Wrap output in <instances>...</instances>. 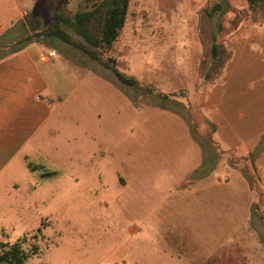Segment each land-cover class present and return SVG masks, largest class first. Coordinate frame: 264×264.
I'll return each instance as SVG.
<instances>
[{"label":"rangeland","instance_id":"374dc122","mask_svg":"<svg viewBox=\"0 0 264 264\" xmlns=\"http://www.w3.org/2000/svg\"><path fill=\"white\" fill-rule=\"evenodd\" d=\"M217 2L218 15L209 17ZM57 5L41 0L29 29H47ZM88 5L68 0L67 8ZM118 40L103 59L155 91L125 86L137 92L130 102L122 89H104L107 81L88 70L85 80L97 86L86 90L87 120L69 122L67 141L26 152L28 162L52 163L61 175H33L26 153L0 173V251L17 245L27 256L24 264H186L183 245H197L205 256L230 244L193 264H264V2L253 7L247 0H130ZM215 42L221 46L218 59L211 55ZM69 46L55 41L63 62L102 68ZM206 70L212 79L205 78ZM260 143L263 150L253 160ZM78 160L95 162L88 179L104 172V186L91 184L90 194L83 184L72 186L69 163ZM212 162L217 171L237 165L250 188L234 171L229 183L194 196L175 189L179 182L184 192L199 185ZM35 176L42 186L32 194ZM120 177L127 182L122 187L115 185ZM15 182L19 196L10 194ZM32 197L39 207L29 204ZM249 201L253 222L240 214ZM45 207L50 215L37 217ZM229 215L230 229L224 223Z\"/></svg>","mask_w":264,"mask_h":264},{"label":"crops","instance_id":"0c3cea01","mask_svg":"<svg viewBox=\"0 0 264 264\" xmlns=\"http://www.w3.org/2000/svg\"><path fill=\"white\" fill-rule=\"evenodd\" d=\"M40 1L41 0H0V35L15 27L19 20L25 21L27 16L33 15L35 9H38L37 5H39ZM218 4L217 2L211 6L209 17L214 18L218 15L220 10L214 13L212 12V9ZM16 29L20 30V27ZM118 43H120V41L117 39L113 46L118 45ZM71 46L72 45L69 46V49H72ZM47 48L56 49L57 47H50L44 43L33 42L14 54H10V50H7L4 52L5 56L0 59V173L10 167L18 157L26 152L43 151L41 148L42 146H56L62 141H67L66 136H68L69 131L64 128L69 126V122L74 121V123H79V119L81 118L82 121L80 124L82 125L83 120H87L85 117L89 115V109L85 106L87 102L84 101L86 90L89 87L97 86L95 82L85 80L88 75V70L94 71L100 78L107 81L101 84L104 89H118L119 91L122 89L130 102H135L137 99V92H129L125 86L130 87V85L124 84V86H122V82L118 80L111 69L104 67L100 63L102 68H91V66L82 67L74 63L71 59H68V62H63V56L60 52L59 56L56 58L42 60L41 55ZM79 52L80 55L83 54L81 51ZM103 68L107 71H111L116 79L107 75L105 70H102ZM173 94L174 92L170 93V95ZM97 119L99 121L103 119L102 112H98ZM210 134L211 133L208 135L211 136ZM93 137L97 138L98 134L93 132ZM72 139H76L74 134ZM100 143L101 142L97 143L98 147H102ZM217 146L221 149L219 145ZM77 148L78 150H76V152H83L85 147ZM23 158L28 170L32 171L31 173L33 175H40L43 180L53 178V176L58 177L62 173L61 168H58L52 163L28 162L27 153L23 155ZM145 163L143 167L147 168ZM212 163H210L209 166V173L196 180H200L199 185H196V187L190 185L188 192H184L183 189L179 188V184L181 183L179 182L175 184V189L179 193H188L194 196L198 192L217 188L218 185H221L223 182L229 183L232 178L231 174L234 171H237L243 183L249 187L247 180L242 176L238 168L237 170L234 169L238 167L237 165H231L225 169L220 168L221 170L217 171L219 170L218 164L216 162ZM94 165L95 162L93 161H71L69 167L73 170H71L69 182L72 186L83 184V186L87 187L85 190L88 194L92 193L91 184L97 183L98 185L101 184L104 186V172H98L96 180L92 179L91 183L90 178L88 179L92 170L95 169ZM214 171L218 172V174L214 175ZM220 176L221 178L224 176L222 178L223 180L219 179ZM33 179L34 181L29 184V188L32 194H36L38 186L41 185L42 182H40L39 178H36V176L33 177ZM84 179H88L89 182L86 180L84 183ZM143 180H146V178H140L137 181L141 182ZM123 182L125 184L127 183L120 177L119 181L115 182V185L122 187ZM19 187V183H13V190H11L10 194L12 196H19L17 193ZM177 191L170 190V194L174 195ZM32 201H35V203H32ZM38 201V198L32 197L29 204H34L36 207H39ZM251 201H249V204L246 206V210H244L243 213L240 212V214H245V217L247 216L246 221L251 220L253 222ZM102 205L103 204L100 203V206ZM49 212L48 207H45L42 212H37L35 214L37 217H40L43 215H50L48 214ZM259 215L261 216L260 212ZM231 217L233 216L229 215V218L224 219V223L229 229L232 224ZM205 223L206 222L202 220V224ZM238 226H241V223ZM132 232H134V230H132ZM241 232L244 231L242 230ZM169 240L168 238V242L170 243L171 241ZM219 246L218 248H213L209 255L201 256L195 250L198 248L197 245H183L182 249L186 264L198 263L201 257L213 256L220 248L230 247V244H219Z\"/></svg>","mask_w":264,"mask_h":264},{"label":"trees","instance_id":"16d2710c","mask_svg":"<svg viewBox=\"0 0 264 264\" xmlns=\"http://www.w3.org/2000/svg\"><path fill=\"white\" fill-rule=\"evenodd\" d=\"M87 1L89 3L87 9L71 11L67 8L68 0H58V5L51 12L49 27L47 29L34 28L31 31L29 26L31 27L36 22L38 11L41 8L40 1L39 5H37L38 9H35L33 15L27 16L25 21L19 20L15 27L0 35V59L5 56L4 52L7 50H10V54H14L33 42H40L50 47H55V41L60 40L76 47L83 54L96 60L104 67L111 69L123 84L154 92L155 88L153 86L143 85L135 77L120 71L116 67V64L111 63L113 62L111 58L105 60L102 56V53L111 49L117 41L126 21L130 0ZM247 1L253 7L259 6L264 2V0ZM220 9V4H218L212 9V12H217ZM17 27H20V30H17ZM21 30L22 33L20 32ZM69 30L74 31L82 40H76ZM220 52L221 46L215 42L211 48V55L214 59H218ZM207 70L205 72V78L212 79L213 72L211 73V71L209 72ZM261 143L256 148V152L252 154L254 157L253 160L263 150ZM26 257L17 245L8 251H0V261H5L9 264H24ZM206 264L211 263L207 262Z\"/></svg>","mask_w":264,"mask_h":264},{"label":"built area","instance_id":"2783aa9c","mask_svg":"<svg viewBox=\"0 0 264 264\" xmlns=\"http://www.w3.org/2000/svg\"><path fill=\"white\" fill-rule=\"evenodd\" d=\"M59 56V53L56 49L47 48L41 55L42 60H48L50 58H56Z\"/></svg>","mask_w":264,"mask_h":264}]
</instances>
